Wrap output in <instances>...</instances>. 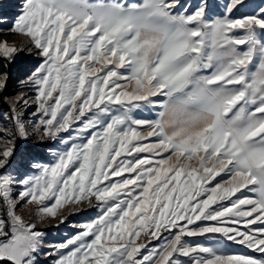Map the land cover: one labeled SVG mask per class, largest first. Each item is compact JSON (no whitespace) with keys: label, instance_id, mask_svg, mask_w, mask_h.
I'll return each instance as SVG.
<instances>
[{"label":"snow or ice","instance_id":"snow-or-ice-1","mask_svg":"<svg viewBox=\"0 0 264 264\" xmlns=\"http://www.w3.org/2000/svg\"><path fill=\"white\" fill-rule=\"evenodd\" d=\"M9 35L0 264H264V0H0Z\"/></svg>","mask_w":264,"mask_h":264},{"label":"rangeland","instance_id":"rangeland-1","mask_svg":"<svg viewBox=\"0 0 264 264\" xmlns=\"http://www.w3.org/2000/svg\"><path fill=\"white\" fill-rule=\"evenodd\" d=\"M8 40L10 43H19L20 42V38L19 37H14V36H0V40ZM32 62L29 60H25L22 59L20 62H18L16 65L11 66V71H12V81H11V85L9 88V92H12V88L15 86L16 84V80L17 78L23 74V71L27 68V67H31ZM6 105H3L2 102H0V112H3L6 109ZM33 109H28L27 114H30L31 111ZM6 122L5 119H0V126H3L4 123ZM91 216V214H85V215H80V216H76V217H70L69 220L72 223H76V222H83L86 219H88ZM74 232V229H72L71 227H66V226H61V230L60 232L54 233L53 238H61L62 236H67L70 235Z\"/></svg>","mask_w":264,"mask_h":264}]
</instances>
